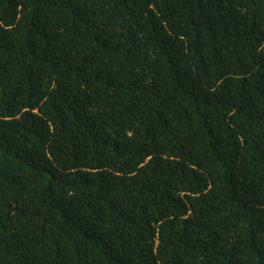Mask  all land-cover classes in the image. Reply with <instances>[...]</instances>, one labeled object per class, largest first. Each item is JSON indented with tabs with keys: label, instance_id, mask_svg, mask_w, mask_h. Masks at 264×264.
Here are the masks:
<instances>
[{
	"label": "trees",
	"instance_id": "obj_1",
	"mask_svg": "<svg viewBox=\"0 0 264 264\" xmlns=\"http://www.w3.org/2000/svg\"><path fill=\"white\" fill-rule=\"evenodd\" d=\"M0 264H264V0H0Z\"/></svg>",
	"mask_w": 264,
	"mask_h": 264
}]
</instances>
